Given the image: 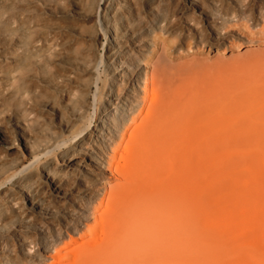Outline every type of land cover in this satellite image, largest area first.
<instances>
[{"label": "bare ground", "instance_id": "1", "mask_svg": "<svg viewBox=\"0 0 264 264\" xmlns=\"http://www.w3.org/2000/svg\"><path fill=\"white\" fill-rule=\"evenodd\" d=\"M250 213L264 0H0V264L231 254Z\"/></svg>", "mask_w": 264, "mask_h": 264}, {"label": "rangeland", "instance_id": "2", "mask_svg": "<svg viewBox=\"0 0 264 264\" xmlns=\"http://www.w3.org/2000/svg\"><path fill=\"white\" fill-rule=\"evenodd\" d=\"M89 118L85 119L84 124L90 123ZM220 229L226 235L224 247H229L232 250L231 254H226L220 247L217 249L215 245L199 239V244L195 247L185 249L188 258H171L165 262L169 264H263L260 258H264V226L256 215L250 213L238 216L220 226ZM165 262L158 261L156 264Z\"/></svg>", "mask_w": 264, "mask_h": 264}]
</instances>
